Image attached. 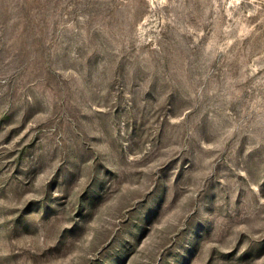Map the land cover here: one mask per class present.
I'll return each instance as SVG.
<instances>
[{"label": "rangeland", "instance_id": "1", "mask_svg": "<svg viewBox=\"0 0 264 264\" xmlns=\"http://www.w3.org/2000/svg\"><path fill=\"white\" fill-rule=\"evenodd\" d=\"M0 264H264V0H0Z\"/></svg>", "mask_w": 264, "mask_h": 264}]
</instances>
